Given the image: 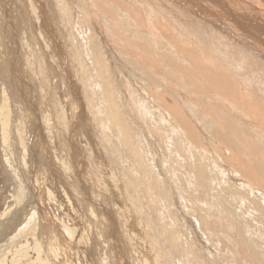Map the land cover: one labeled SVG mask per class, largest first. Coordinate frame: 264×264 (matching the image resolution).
<instances>
[{"label":"rangeland","instance_id":"obj_1","mask_svg":"<svg viewBox=\"0 0 264 264\" xmlns=\"http://www.w3.org/2000/svg\"><path fill=\"white\" fill-rule=\"evenodd\" d=\"M102 1L0 0V264H264V192L221 162L207 115L188 112L203 141H183L158 119L154 99L167 90L181 103L184 80L175 89L177 75L165 69L153 75L161 84H147L124 52L138 27L118 0ZM140 1L162 6L160 17L188 33L201 28L194 32L208 48L223 49L221 37L228 49L218 56L242 68L230 72L234 85L248 69L264 70V53L222 35L198 3Z\"/></svg>","mask_w":264,"mask_h":264},{"label":"bare ground","instance_id":"obj_2","mask_svg":"<svg viewBox=\"0 0 264 264\" xmlns=\"http://www.w3.org/2000/svg\"><path fill=\"white\" fill-rule=\"evenodd\" d=\"M105 1L106 0H103L102 3H104ZM182 1L187 2L188 0H182ZM126 2L129 4H127L121 0H118L117 3L119 4L120 8L126 12L127 18L132 19V22L135 23L136 27H138L139 32L136 31V34L141 35L137 39H133L134 41L133 40H126V43H128L132 46V50L130 49L129 52H127V50H125L124 52L129 53L130 56L132 54L131 57L133 59L131 61L130 60L131 58L130 59L127 57L126 58L128 60H130V62L133 66H137L138 68L141 69V71H142L141 74L143 73L146 83H147V81H148V83L151 82V83H153L154 86L161 84V83H158L159 79H155L153 77V75L154 74L160 75L161 74L160 71L163 72L165 69L170 70L171 72L173 71L177 75V79L171 78V76L169 77L172 79V81H174L173 83H176L175 86L179 85L181 83L180 79L184 80L180 84L181 85L180 87L183 88V90L185 91L183 93L185 94L186 98H184L185 96H183L184 99H182V96H181L180 98L183 100V101L181 100V103L175 98L176 95L171 96L167 90L161 91L162 93H160V95L158 97L156 95L155 96L153 95L154 97H157L154 100L156 103H158V105L161 109L160 110V112H161L160 118H158V119H160V121L165 122V124L166 123L170 124L171 127L174 126V129L177 128L174 132L178 131L179 134L178 133H176V134H178L181 137V139H183V141L186 138L187 142H189V141H192V139L194 140L195 134H193L194 133L193 128L194 127L197 128L196 126H193V124H192V120H191V118H193L192 116H194L195 118H198L199 116L202 115V119H203V116L207 115V117L211 120V122H205V121L203 122L202 121L204 123V125L203 124L202 125L203 126L206 125L204 128L205 130H206V128H208L210 130L211 128H209V127H212L210 132H211L214 140L220 146V147H216L215 151H217L218 153H220L221 151H225L226 152L225 154L227 155V156H223V153L220 154V155H222L221 159H220L221 162H223V163L226 162L227 166H232L236 170L235 172H236L237 176H239V177L241 176V178L245 179V180L247 179L251 183V185L258 186V189H260V190H262V192H264V144H262V143H264L263 142L264 141L263 140L264 139V76H263V71L264 70L261 69V72H258V74L260 73L259 76L257 74V76L260 77L261 79H259L255 75V73H256L255 71H254L255 73H253L251 71V69H248L247 72H245L246 70L245 71L243 70V72L247 73L249 75V77H248V75H246V76L244 75L245 77L243 76L244 79L242 78V81H241L242 83H240V81H238V83L240 84L241 87L238 85V83H237V85H234L236 83H234L235 77L233 74H234V72H237L236 70L238 68H239L238 70H240L241 67L232 65L231 62H229V57H230L229 55H228L229 57L227 56L228 60H225V56H223L221 58L218 56L219 54L221 56L225 55V53L228 49L225 41L221 37H219V39H217V38L216 39H217V41L219 40V44L223 45L222 46L223 49H221V46H217V45L214 47L210 43H209V45H211L212 47L208 48V47H206L207 45H204L203 40L200 39L201 43L198 42L199 41V35H197L194 32V31H199V30L202 32L203 30H201V28L199 30L197 29V30H194V31H191L188 33V30L184 29L183 25H182L183 27L179 25L177 18H176L177 19L176 20L175 18H172V16H169L170 17V18H168L169 21H167L166 19H164V16L160 17V13L157 12L158 9L156 10V8L159 6H157V7L155 6L154 8L151 7V8L147 9V6H145V3H143L140 0H129V1L126 0ZM191 2L192 3H195V2L198 3L199 6L201 7L202 12L207 11V14H205V17L208 16L210 19L218 21L220 23V26H219L220 30H222V27H225L227 29L226 31L222 30V33H221L222 35L224 34L226 36H229L234 41L235 40L238 41V39H239V38H235L236 36L243 37V39H244L243 42L245 45H241L242 48H245V47H247V49L252 48V51H254V53H258V52H260L262 54L264 53V8H262V7H264V3H262V6H261V4H258L261 2H259V1L255 2V0H191ZM180 3H181V1H180ZM188 3H190V2H188ZM130 4H133V5H130ZM168 4H169V2H168ZM171 5H173V3ZM258 5H260V6H258ZM161 7H159V8H161ZM87 11H89V9ZM92 11L93 10L90 9L89 13H92ZM100 16H101V14H100ZM88 18H89V16H88ZM94 19H96V17H94ZM143 19L146 23V26L144 25L143 27H141V24L143 23L142 22ZM205 21H206V19H205ZM171 22H175V26H172ZM207 22H208V20H207ZM168 24L171 26V32L173 33L174 38H172V36L170 37V35L168 34V30L166 29V26H168ZM207 31H210V30H207ZM140 33H143L144 36H142V34H140ZM136 34H134V36ZM234 35H236V36H234ZM144 37H145V39H144ZM247 38H249V39H247ZM206 40H207V38H206ZM103 46H105V45H103ZM233 47H235V46H233ZM112 49H114V47H112ZM129 54L127 56H129ZM250 54L247 55L248 58H252L253 55L249 56ZM124 55H125V53H124ZM241 56H243V55L241 54ZM247 56L246 57L243 56L244 59H246ZM134 58H135V60H134ZM241 60L243 61V59H241ZM263 62H264V60H263ZM95 63H93V65ZM243 64H246V63H243ZM231 66H233V68ZM230 72L233 74H231ZM135 75L136 74H134V76L131 75L132 78L133 77L135 78L136 77ZM232 75L234 78H232ZM241 75H243V74H241ZM241 75L239 78L240 80H241ZM142 76H141V81H142ZM167 76H168V73H167ZM235 76H237V73L235 74ZM137 77H136V79H138ZM139 77H140V75H139ZM136 81L138 82L139 80H136ZM143 81H144V78H143ZM177 81L180 83H178ZM252 81L254 84L252 83ZM134 83H136V82H134ZM151 83L149 85H151ZM171 84H172V82L170 83V85ZM242 84L245 86H243ZM145 88L146 87H144V89L141 88V89L145 90L144 93H146L147 88H148V91L152 92V90L148 86L146 89ZM166 89H168V88L166 87ZM175 89H177V86ZM180 90H182V89H180ZM139 92H140V89H139ZM171 92H174V91L172 90ZM135 94H137V93L135 92ZM148 94H149V92H148ZM176 94H180V92L178 91ZM184 94H181V95H184ZM120 96H119V98H120ZM145 96L147 97V94ZM105 97H107V96H105ZM134 97H137V95ZM149 97H151V96H149ZM148 99L149 98H147V100ZM121 100L122 99H120V101ZM134 100H136V98H134ZM137 100H138V98H137ZM147 100H146V102H147ZM149 103L151 105V100ZM137 104H139V102ZM141 104H140V106H141ZM147 104H148V102H147ZM110 105H112V104H110ZM110 105H108V106H110ZM125 105H126V103H125ZM186 106H187V109H189L187 111L184 110V108ZM138 108H140V107H138ZM142 108H143V106H142ZM194 108H197V109L193 110ZM150 110L147 109L149 115H151L149 113ZM144 111H146V110L144 109ZM189 111L193 112V113H191L192 116H190L188 114ZM128 112H129V110H128ZM130 112H132V111H130ZM135 112H137V111H135ZM137 114H138V112H137ZM148 114H147V116H148ZM109 115H110L109 117L113 121H116V123H119L117 113L112 112ZM145 115L146 114H144V116ZM155 116H153V118H155ZM145 118H146V116H145ZM200 118L201 117H199V119ZM150 119H152V117H150ZM193 121H195V119ZM199 122L200 121H198V123ZM201 123H200V125H201ZM196 125H197V123H196ZM200 125H198V127ZM210 125H212V126H210ZM122 129H124V128H122ZM208 129H207V131H208ZM194 130H196V129H194ZM197 131H196V133H197ZM210 132H209V134H210ZM207 133L208 132H206L205 134H207ZM256 133L260 134V138ZM199 134H197V136ZM178 135H177V137H178ZM207 136H209V135H207ZM210 136H209V138H210ZM188 138H190V139H188ZM202 138L201 139L198 138V139L203 141ZM198 139H195V140H198ZM256 139L259 141L261 139L260 142H262V143H260ZM183 141H181V142H183ZM198 144H200V143H198ZM198 144L197 145L195 144V145L198 146ZM202 144H203V142H202ZM204 147H205V149L208 148L206 145ZM208 149H210V148H208ZM193 150H195V149H193ZM201 151H199V152L201 153ZM191 154H193V153H191ZM133 156H135V155H133ZM198 156L199 155H197V157ZM209 156L210 155H208V157ZM191 162H193V160ZM193 163L195 165V162H193ZM197 163H198V160H197ZM202 163H203V160H202ZM202 163H200V165ZM205 164H206V161H205ZM211 164H210V166H211ZM190 169H189V171H190ZM198 169H199V167H198ZM217 169H219V168L217 167ZM201 170L202 169L200 166V169L198 170V172ZM214 170H215V168H214ZM211 171H213V170H211ZM202 174H203V172H202ZM193 177H195V174L193 175ZM211 178H213V177H211ZM225 178L226 177H224L223 180ZM208 179L206 182L209 181ZM226 180H227V178H226ZM226 180H225V182H226ZM203 182H204V180H203ZM231 183L229 182V184H231ZM197 184L199 186V183H197ZM219 184H220V182H219ZM220 185H222V184H220ZM241 185H243V184H241ZM237 186L239 187V185H237ZM228 187L230 188V186H228ZM205 188H206V186H205ZM223 188L225 190H227L226 187H223ZM232 188L234 189V187H232ZM209 189H207L206 191H208ZM246 190H248L249 193H251V191H252V189L250 191L249 188H247V187L245 188V191ZM232 192H235V191H232ZM252 194H254V193H252ZM205 195H207V194H205ZM224 196H223V198H224ZM247 198H248V196H247ZM248 201L250 202V200H248ZM226 202H227V200H226ZM257 202H260V201L257 200ZM250 203H252V202H250ZM260 205H262V204L260 203ZM245 207L246 206H244V208ZM254 208H255V206H254ZM263 208H264V206H263ZM259 209H260V207H259ZM261 210H259V211H261ZM207 211H209V210H207ZM226 211H228V210H226ZM229 213H230V211H229ZM233 213H235V212H233ZM263 213H264V211H263ZM258 215H260L259 212H258ZM203 218H205V217H203ZM236 218H238V217H235V222H236ZM259 220L261 221V219H259ZM209 221L211 223V221H214V220L211 219ZM261 222H263V220ZM195 225H197V224L195 223ZM213 225H211V226H213ZM208 227L210 228V226H208ZM214 228H215V226H214ZM226 233H228V232L226 231L225 234ZM207 241H208V239H207ZM242 244H243V241H242ZM255 257L256 256H254V258Z\"/></svg>","mask_w":264,"mask_h":264}]
</instances>
